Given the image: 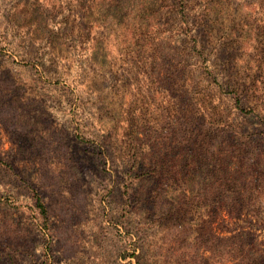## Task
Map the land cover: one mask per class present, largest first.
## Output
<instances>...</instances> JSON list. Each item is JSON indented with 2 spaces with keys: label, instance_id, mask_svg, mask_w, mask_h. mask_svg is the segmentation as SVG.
<instances>
[{
  "label": "rangeland",
  "instance_id": "obj_1",
  "mask_svg": "<svg viewBox=\"0 0 264 264\" xmlns=\"http://www.w3.org/2000/svg\"><path fill=\"white\" fill-rule=\"evenodd\" d=\"M0 264H264V0H0Z\"/></svg>",
  "mask_w": 264,
  "mask_h": 264
}]
</instances>
